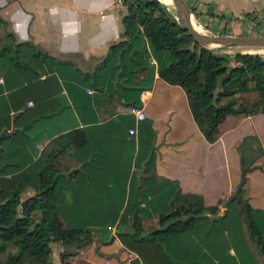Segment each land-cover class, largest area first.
<instances>
[{
    "label": "crops",
    "instance_id": "0c3cea01",
    "mask_svg": "<svg viewBox=\"0 0 264 264\" xmlns=\"http://www.w3.org/2000/svg\"><path fill=\"white\" fill-rule=\"evenodd\" d=\"M197 1L202 11H264V0ZM197 1L186 0L191 7ZM126 12L124 0H0V193L35 183L46 154L64 143L61 136L81 129L84 144L57 158L65 173L57 198L70 218L116 217L114 238L102 243L91 235L66 256L59 245L57 264H264L245 216L248 202L264 234L258 93L249 87L220 97L222 105L251 110L225 111L206 137L184 89L159 76L161 54L141 38L123 49L131 41L124 34ZM133 108L145 117L137 120ZM131 127L136 132L129 138ZM33 193L28 187L21 198ZM233 193L239 197L224 207ZM181 194L217 206L216 219L208 215L161 242L116 233L139 197L148 201L141 203L142 227L151 229Z\"/></svg>",
    "mask_w": 264,
    "mask_h": 264
},
{
    "label": "trees",
    "instance_id": "16d2710c",
    "mask_svg": "<svg viewBox=\"0 0 264 264\" xmlns=\"http://www.w3.org/2000/svg\"><path fill=\"white\" fill-rule=\"evenodd\" d=\"M124 1L127 3V12L122 18L124 34L131 41L128 47L122 48L131 47L133 38H141L146 39L155 52L161 54L162 58L158 61L159 76L184 89L192 116L206 137L220 122L225 111L251 110L222 105L219 103L222 96L252 87L258 93L264 109L263 55L258 52L236 53L230 58L218 53L217 48L199 44L176 15L168 10L167 4L170 3L165 0ZM122 44L118 43L114 47ZM6 47L9 46L3 45L2 49ZM61 137L64 143L46 154L35 183H20L5 195L0 193V264H49L53 257V242L63 247L60 255L66 256L76 253L91 235L99 237L102 243L111 242L114 238L111 227L116 217L93 221L91 218L64 215L57 196L65 173L57 167V158L68 146L81 147L86 137L81 129ZM244 181L243 174L238 189L241 196L245 191ZM28 187L34 193L22 199L21 195ZM143 201L147 205L148 201L142 197L134 200V210L128 217L120 219L117 234L128 235L137 241L157 239L161 242L196 223L208 220V215L215 219L218 215L217 206L207 207L200 197L181 194L180 198L175 197L170 202L168 210H160L158 227L144 229L140 217ZM245 207L251 238L256 241L259 253L264 258V234L257 228L251 215L253 209L248 202Z\"/></svg>",
    "mask_w": 264,
    "mask_h": 264
},
{
    "label": "rangeland",
    "instance_id": "374dc122",
    "mask_svg": "<svg viewBox=\"0 0 264 264\" xmlns=\"http://www.w3.org/2000/svg\"><path fill=\"white\" fill-rule=\"evenodd\" d=\"M182 1L189 8L196 22L201 26L202 30L205 33L230 34L236 36L264 35V11H259L258 9H256L250 13L232 15L226 10H210V7H205L204 10L202 11V9L199 8L200 5L197 0H196L197 2H195L192 5V7L189 6L186 0H182ZM195 4L196 6L194 7ZM167 6H168V10L176 15L173 2L167 4ZM198 31L202 32L201 30ZM213 48H217L218 53L227 55L230 58H233V56L236 53H250V52H258L259 54L264 56V51H261V49H264V45L263 46L223 45V46H216ZM176 204L178 205L179 202H176ZM59 251H60L59 244L57 242H53L52 243L53 257L52 260L49 262V264H57L56 257ZM3 254H5V251L3 252Z\"/></svg>",
    "mask_w": 264,
    "mask_h": 264
},
{
    "label": "water",
    "instance_id": "95a60500",
    "mask_svg": "<svg viewBox=\"0 0 264 264\" xmlns=\"http://www.w3.org/2000/svg\"><path fill=\"white\" fill-rule=\"evenodd\" d=\"M176 11V17L181 22V25L186 28L189 33L193 36L194 40L201 45L215 44L218 46L223 45H238V46H253V45H264V35L259 36H236L230 34H208L197 31L188 16L189 8L185 5L182 0H172ZM239 197L238 193H233L224 203V207L234 199Z\"/></svg>",
    "mask_w": 264,
    "mask_h": 264
},
{
    "label": "built area",
    "instance_id": "2783aa9c",
    "mask_svg": "<svg viewBox=\"0 0 264 264\" xmlns=\"http://www.w3.org/2000/svg\"><path fill=\"white\" fill-rule=\"evenodd\" d=\"M133 113L135 114L137 120H142L145 117V113L141 108H133L132 109ZM136 132V128L131 127L128 130V137L132 138V135ZM233 190V189H232Z\"/></svg>",
    "mask_w": 264,
    "mask_h": 264
},
{
    "label": "bare ground",
    "instance_id": "6f19581e",
    "mask_svg": "<svg viewBox=\"0 0 264 264\" xmlns=\"http://www.w3.org/2000/svg\"><path fill=\"white\" fill-rule=\"evenodd\" d=\"M165 1H167L169 3L173 2L172 0H165ZM188 16H189V19H190L193 27L198 31L197 25H196V20H195L194 16L192 15V13L190 11H188ZM206 45L211 47V48L218 46V45H215V44H206Z\"/></svg>",
    "mask_w": 264,
    "mask_h": 264
}]
</instances>
